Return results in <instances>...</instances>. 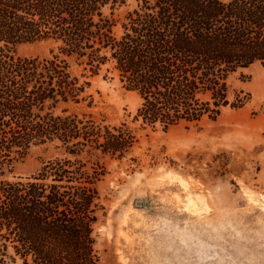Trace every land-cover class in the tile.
Masks as SVG:
<instances>
[{"label":"trees","instance_id":"obj_1","mask_svg":"<svg viewBox=\"0 0 264 264\" xmlns=\"http://www.w3.org/2000/svg\"><path fill=\"white\" fill-rule=\"evenodd\" d=\"M132 1L116 35L117 20L103 13L109 0H0V264H100L105 170L92 158L123 159L136 136L68 105L92 106L90 79L103 67L139 96L133 120L166 132L243 106L229 102L227 80L264 66V0ZM39 42L57 52L16 53ZM38 146L60 156L8 179Z\"/></svg>","mask_w":264,"mask_h":264},{"label":"rangeland","instance_id":"obj_2","mask_svg":"<svg viewBox=\"0 0 264 264\" xmlns=\"http://www.w3.org/2000/svg\"><path fill=\"white\" fill-rule=\"evenodd\" d=\"M134 8L132 0H109L103 8L117 20L116 35ZM53 52L49 42L16 49L26 57ZM106 69L90 79L91 107L68 105L70 112L92 114L108 125L126 123L136 136L123 159L92 158L105 170L94 231L100 264H264V66L227 80L229 102L243 106H227L216 121L166 132L133 120L139 96ZM56 156L52 147H33L7 178L36 174Z\"/></svg>","mask_w":264,"mask_h":264},{"label":"bare ground","instance_id":"obj_3","mask_svg":"<svg viewBox=\"0 0 264 264\" xmlns=\"http://www.w3.org/2000/svg\"><path fill=\"white\" fill-rule=\"evenodd\" d=\"M180 181V180H179ZM183 181V180H182Z\"/></svg>","mask_w":264,"mask_h":264}]
</instances>
